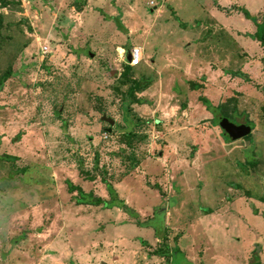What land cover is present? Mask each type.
Masks as SVG:
<instances>
[{
	"label": "rangeland",
	"instance_id": "374dc122",
	"mask_svg": "<svg viewBox=\"0 0 264 264\" xmlns=\"http://www.w3.org/2000/svg\"><path fill=\"white\" fill-rule=\"evenodd\" d=\"M240 7L264 15V0H0V264L264 263V44ZM134 46L143 103L118 83ZM103 179L136 217L69 192L109 201Z\"/></svg>",
	"mask_w": 264,
	"mask_h": 264
},
{
	"label": "trees",
	"instance_id": "16d2710c",
	"mask_svg": "<svg viewBox=\"0 0 264 264\" xmlns=\"http://www.w3.org/2000/svg\"><path fill=\"white\" fill-rule=\"evenodd\" d=\"M242 13L245 15V17L251 21H253L256 26H257V31H256V35H253V38H257L259 39L262 44H264V15L261 19H259L256 16H253L249 10H247L246 8L240 7L239 8ZM236 75H239L245 79H248L247 74L243 73V72H237ZM11 77V70H8L1 78H0V89L3 88V86L5 85L6 81ZM119 84H124L127 87V96H130L132 98V101L134 103H143L144 100H142L141 98L137 97V93L144 90L150 83H151V78H140L137 79L134 76V72L132 70V66L127 64L126 68L124 69V71L121 73L120 78L118 80ZM125 94V95H126ZM204 103V105L206 106V108L208 110H210L211 112H215L216 110H224V114L226 117H231L227 111V106L225 104L222 105H218V106H214L210 100H208L207 98H202L201 99ZM226 112V113H225ZM263 112H264V107H263ZM251 135V134H250ZM250 135L245 137V138H250ZM7 158H11L10 156H8ZM87 178H89L87 176ZM95 180L93 177L91 178V181ZM103 182L106 184L107 189L109 191L110 194V200H103L102 197L97 196L94 192H86L83 190V188L79 185H75L73 184V182L68 181V186H69V192L71 194L73 193H77L76 195H74V200L77 204H92V205H96V206H100V205H104L106 208H110L113 206L119 207L122 210L126 211L127 213L131 214L132 217H136L137 212L135 211V209H133L132 207H130L126 202L122 201L119 197V194L117 193L115 187L113 186V184L111 182H109L106 179H103ZM164 240H166V243H164L163 246L159 247L158 249H156L153 252V255H158V256H165V253H168L169 251H171V248L168 245V236L165 235ZM252 264H264L260 261H256Z\"/></svg>",
	"mask_w": 264,
	"mask_h": 264
},
{
	"label": "water",
	"instance_id": "95a60500",
	"mask_svg": "<svg viewBox=\"0 0 264 264\" xmlns=\"http://www.w3.org/2000/svg\"><path fill=\"white\" fill-rule=\"evenodd\" d=\"M131 63V54L128 56L127 64ZM102 120L106 123H109L111 126H114L115 120L108 116H103ZM220 127L228 135L231 141H236L242 138L249 136L253 129L250 125L247 124H236L228 118H222L220 120ZM109 132L112 131V128L108 129Z\"/></svg>",
	"mask_w": 264,
	"mask_h": 264
},
{
	"label": "built area",
	"instance_id": "2783aa9c",
	"mask_svg": "<svg viewBox=\"0 0 264 264\" xmlns=\"http://www.w3.org/2000/svg\"><path fill=\"white\" fill-rule=\"evenodd\" d=\"M42 51L44 54H51V50L48 46H43L42 47ZM131 63L129 65L136 67L138 66L142 60H143V49L140 46H134L131 49ZM109 133L106 132L104 138L107 139L108 138Z\"/></svg>",
	"mask_w": 264,
	"mask_h": 264
},
{
	"label": "crops",
	"instance_id": "0c3cea01",
	"mask_svg": "<svg viewBox=\"0 0 264 264\" xmlns=\"http://www.w3.org/2000/svg\"><path fill=\"white\" fill-rule=\"evenodd\" d=\"M74 195H76V194H74ZM101 197L104 198V199H106V200L108 199V197H106V196H101Z\"/></svg>",
	"mask_w": 264,
	"mask_h": 264
}]
</instances>
